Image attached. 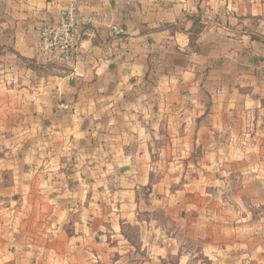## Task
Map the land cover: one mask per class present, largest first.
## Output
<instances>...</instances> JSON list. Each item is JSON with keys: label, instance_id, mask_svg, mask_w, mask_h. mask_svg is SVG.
<instances>
[{"label": "crops", "instance_id": "1", "mask_svg": "<svg viewBox=\"0 0 264 264\" xmlns=\"http://www.w3.org/2000/svg\"><path fill=\"white\" fill-rule=\"evenodd\" d=\"M69 1L0 0V264H264V0L196 38L208 0H80L66 64Z\"/></svg>", "mask_w": 264, "mask_h": 264}, {"label": "built area", "instance_id": "2", "mask_svg": "<svg viewBox=\"0 0 264 264\" xmlns=\"http://www.w3.org/2000/svg\"><path fill=\"white\" fill-rule=\"evenodd\" d=\"M95 21L93 16L82 10L80 0H70L60 9L56 22L39 26V53L72 64L79 55L80 32ZM111 29L117 38L125 35V29L121 25L114 24ZM57 107L70 109V105L65 102H60Z\"/></svg>", "mask_w": 264, "mask_h": 264}, {"label": "rangeland", "instance_id": "3", "mask_svg": "<svg viewBox=\"0 0 264 264\" xmlns=\"http://www.w3.org/2000/svg\"><path fill=\"white\" fill-rule=\"evenodd\" d=\"M169 0H152V2L156 5H159L160 2L166 3ZM159 3V4H158ZM120 4L124 7L130 8L131 1L120 0ZM198 9V10H197ZM236 9V8H235ZM235 9L233 4L225 3V0H208L203 7H198L194 11V15L188 16L189 19L194 21V24L191 29V37L196 38L200 31L203 30V27L206 26V23H210L211 26H216L218 28L223 29L225 32H232L235 30H239L242 27V30L254 28L256 26V21L254 19L251 20H243L239 16H236ZM127 11V10H126ZM234 12V13H233ZM259 22V21H258ZM246 23L248 25H246ZM241 30V29H240ZM253 37H258L256 35H252ZM192 151H190L191 153ZM187 153V156L191 155ZM4 154V149L0 147V157ZM200 152L196 153L199 155ZM162 211H155V215H157L160 219L166 218ZM130 233L133 237L137 236V231L131 230Z\"/></svg>", "mask_w": 264, "mask_h": 264}]
</instances>
